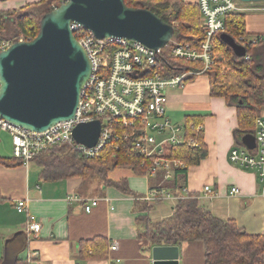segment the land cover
<instances>
[{
    "label": "crops",
    "instance_id": "1",
    "mask_svg": "<svg viewBox=\"0 0 264 264\" xmlns=\"http://www.w3.org/2000/svg\"><path fill=\"white\" fill-rule=\"evenodd\" d=\"M19 1H25L18 7L21 8L39 0ZM182 1L192 5L199 2ZM3 6L0 4V10ZM240 7L246 14L247 33L264 34V3ZM168 97L167 113L175 125H183L188 117L202 118L201 129L208 147V157L179 176L182 190L197 195L201 206L215 217L234 220L249 235L264 234V185L256 173L234 166L229 160L234 147H245L237 146L234 138L238 126L236 109L222 98L211 97L210 80L205 76H198L183 88L169 90ZM0 156L14 157L13 145L11 155ZM39 173L40 168L33 162L16 167L0 164V260L9 255L10 260L18 257L28 264H109L111 258L119 260L118 264H153L155 246L149 249L150 244L139 240L136 221L147 216L159 224L174 216L178 198L166 187L165 180L170 179L137 176L128 168L117 169L110 178L126 179L136 194L127 195L96 182L84 185L81 178L44 181ZM206 186L213 190V199L206 194ZM234 187L240 190L239 195L231 194ZM92 199L98 200V205L87 213L85 207ZM20 200L28 201V212L41 222L39 235L28 234V217L16 209ZM145 205L152 210H142ZM96 238L109 244L106 259L81 261V242ZM115 242L119 248L111 252ZM33 253L38 256L30 260ZM178 263L205 264L204 244L197 241L179 247Z\"/></svg>",
    "mask_w": 264,
    "mask_h": 264
},
{
    "label": "trees",
    "instance_id": "2",
    "mask_svg": "<svg viewBox=\"0 0 264 264\" xmlns=\"http://www.w3.org/2000/svg\"><path fill=\"white\" fill-rule=\"evenodd\" d=\"M11 0H0L8 2ZM55 0H39L25 6L0 11V41L14 44L19 41L34 40L41 27L42 18L54 10ZM128 8L148 9L158 15L167 24L173 25V41L193 43L204 39L199 5L186 4L182 0H125ZM225 34L236 42L240 37L248 36L246 31V14L235 13L226 17ZM258 35V34H257ZM79 39V35L76 34ZM214 65L203 76L210 80V95L222 98L229 107L237 112L238 126L234 130L237 146H243L246 135H255L257 119L264 112V44L247 47L249 59L239 58L221 39V34L213 39ZM158 70L164 77L178 75L191 69H201L197 62L167 58L161 54ZM198 76H191L186 83ZM201 117H188L183 124L185 142L182 145L164 146L163 157L178 160L184 168L175 171V176L165 180L168 191L177 196L178 204L172 218L162 223H153L149 217L140 216L136 225L139 240L151 246L182 247L189 242H202L205 247V264H264V234L249 235L234 220H221L203 206L198 196L185 193L179 185L181 174L189 168L198 166L208 157ZM130 135L129 138H125ZM139 130L125 128L121 122H114L113 132L98 156L86 158L69 144L54 146L36 155L31 162L40 168L39 178L44 181L57 182L70 178H81L85 184L98 182L127 195H136L129 189L126 179L114 181L110 174L120 168L130 169L134 175L146 176L153 158H146L140 153L136 143L140 139ZM196 141V147H190V141ZM0 164L7 167L24 165L22 159L0 156ZM157 176L165 178L160 172ZM184 181V180H183ZM142 210L151 211L145 205ZM108 242L103 238L82 241L81 261L105 260ZM5 255L0 264H28L26 260H10Z\"/></svg>",
    "mask_w": 264,
    "mask_h": 264
},
{
    "label": "built area",
    "instance_id": "3",
    "mask_svg": "<svg viewBox=\"0 0 264 264\" xmlns=\"http://www.w3.org/2000/svg\"><path fill=\"white\" fill-rule=\"evenodd\" d=\"M67 1L55 0L54 10ZM198 5L204 39L195 40L193 43H177L171 40V45L165 52L163 49L155 51L139 42L124 38L99 39L81 25L72 23L70 29L75 37L76 34L79 35V39H76L84 48L92 67L75 118L59 123L45 132H33L12 124L0 115V135L8 133L11 136L14 157L22 159L24 164L28 165L39 153L54 146L69 144L86 158H94L111 137L116 121L132 131H140L141 136L136 146L146 158H153L146 176L156 177L163 172L166 179H171L175 171L184 168V164L178 160L164 158V146L184 144L185 130L183 125H175L168 116V91L183 88L189 77L210 71L215 61L214 37L224 33L228 15L243 12L236 0H199ZM237 43L244 48L264 44V34L243 36ZM11 45L9 41H0V53ZM162 53L167 58L197 62L202 67L164 77L158 70ZM245 59L249 57L246 56ZM95 120H99L102 125L97 145L88 148L77 144L73 138L74 128L80 123ZM254 136L257 144L254 150L234 147L229 154V160L234 166L256 173L264 185V112L257 119ZM129 137L130 135L125 136L126 139ZM188 145L196 147L198 144L192 140ZM205 192L210 199L214 198L210 186L205 187ZM239 193L238 188L231 189V194ZM97 205L98 200L92 199L86 205L85 211L90 213ZM16 209L28 217V234L39 235L42 224L36 216L28 212V201H18ZM118 248L119 245L115 242L110 251L116 252ZM37 256L38 253H33L30 260ZM118 262L115 258L109 260V264Z\"/></svg>",
    "mask_w": 264,
    "mask_h": 264
},
{
    "label": "water",
    "instance_id": "4",
    "mask_svg": "<svg viewBox=\"0 0 264 264\" xmlns=\"http://www.w3.org/2000/svg\"><path fill=\"white\" fill-rule=\"evenodd\" d=\"M72 23L96 38H124L155 51L165 49L175 34L174 26L154 12L128 8L125 0H68L42 18L34 40L16 42L0 53V115L5 120L29 131L45 132L75 118L92 67L70 29ZM221 39L237 57H246V48L233 38L222 33ZM101 131L99 120L80 123L73 138L93 148ZM242 143L249 150L257 146L254 135L244 136ZM152 257L153 264H179V247L155 246Z\"/></svg>",
    "mask_w": 264,
    "mask_h": 264
},
{
    "label": "rangeland",
    "instance_id": "5",
    "mask_svg": "<svg viewBox=\"0 0 264 264\" xmlns=\"http://www.w3.org/2000/svg\"><path fill=\"white\" fill-rule=\"evenodd\" d=\"M239 4H245L243 2H241L240 0H236ZM264 3V2H262ZM1 5H5L3 6V8H1L0 11H5V10H12V9H18V7L20 5H23L25 4V1H19V0H11L9 2H0ZM28 4V3H27ZM7 8V9H6ZM5 9V10H4ZM264 16V14L262 15ZM171 44H169L164 50L167 51V48L170 46ZM192 70V69H191ZM184 73H186V71H184ZM204 75V74H203ZM203 75H200V76H203ZM172 121V120H171ZM11 138L9 137L8 134L6 133H3V135L1 136V141H0V153H2V155H11L12 154V144H11ZM119 171V170H118ZM117 171V172H118ZM113 176V175H112ZM98 183V182H96Z\"/></svg>",
    "mask_w": 264,
    "mask_h": 264
}]
</instances>
